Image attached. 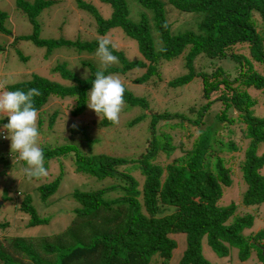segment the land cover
I'll return each instance as SVG.
<instances>
[{
    "label": "trees",
    "instance_id": "1",
    "mask_svg": "<svg viewBox=\"0 0 264 264\" xmlns=\"http://www.w3.org/2000/svg\"><path fill=\"white\" fill-rule=\"evenodd\" d=\"M56 1L33 0L32 4H28L27 1L17 0L18 7L26 13L33 28L32 34L22 38L45 47L47 52L66 46L74 47L80 53H93L101 38L111 30L119 29L125 37L134 41L140 56L128 59L110 44L109 48L118 57L120 66L109 67L105 75L123 74L141 68L144 72L133 81L145 84L153 78L161 79L159 69L163 62L182 57L185 72L170 79L168 85L182 86L197 77L204 103L195 110L194 118L184 113H151L147 144L137 159L127 160L103 153L87 156L76 145L58 147L59 155L73 157L75 172L99 180L114 179V182L101 189H74L71 197L79 205L73 208L69 222L57 233L25 235L15 230L11 234L3 231L9 222L0 221V230L3 231L0 234V264H150L152 261L165 264L177 246L172 235L178 233L185 234V248L177 264H215L202 254L203 237L219 257L228 256L234 248L238 259L245 261L255 250L258 261L264 264V228L244 233L252 227L255 213L246 211L236 214L237 203H219L223 188L232 183V168L227 164L228 159L220 153H234L239 149L233 141L223 140L222 131L226 128L227 135L232 134L229 126L239 122L244 125L242 137L248 140L239 161L241 180L246 186L240 204L257 211L263 209L264 218V174L261 172L264 151L258 153L259 144L264 142V116L254 114L252 106L256 100L250 94L251 90L258 91L264 104V74L255 67V63H264V0H131L132 4L150 12L149 15L142 11L138 20L130 16L127 0H100L111 8L107 18L101 16L91 3L76 0L79 9L88 11L94 17L97 37L90 40L39 38L37 17ZM171 10L187 16L198 14L196 18L190 15L198 22V28L178 33V25L187 16L181 14L184 19H178L181 22L173 24L169 22L171 14L168 13ZM254 13L258 14L260 23ZM6 18L7 14L0 11V32L9 34L5 26ZM236 45L248 49V54L235 52ZM4 50L5 46L0 45V52ZM200 57L210 60L228 58L234 65L233 76L224 69V63L214 64L212 72L196 70V60ZM213 62L211 60V64ZM85 64L89 69L86 78L76 75L64 64L54 68L71 82L68 85L32 73L31 78L10 84L7 88L9 91L38 88L42 94L34 97L37 111L52 94L71 96L75 99L72 115L80 116L90 110V119L97 118L100 125L107 126L111 122L103 117L100 119L86 104L87 93L100 68L92 62ZM124 101L129 106L148 105L144 97L135 96L127 87ZM216 102H220L222 108L213 114L210 109ZM230 109L238 114H228ZM146 114L131 123L142 120ZM172 118H178V124L167 122ZM161 120L167 122L162 125L164 127L197 128L198 136L190 147L184 148L182 141L177 147L171 143V135L157 133L156 124ZM7 121V117L0 120L2 124ZM222 122L226 125H221ZM87 126L84 124L82 128L73 129L84 134ZM176 148L182 149L180 156L165 165L155 162L159 153L169 156ZM131 162L143 176L140 188L131 170L121 168ZM44 167H47V162H44ZM59 180L57 178L37 187L44 205L54 203L50 197L56 192ZM116 189L120 193L110 196V192ZM19 201L17 210L28 215L25 227L49 221L50 217L42 216L32 204L30 194H24ZM23 257L29 262L24 263Z\"/></svg>",
    "mask_w": 264,
    "mask_h": 264
},
{
    "label": "rangeland",
    "instance_id": "2",
    "mask_svg": "<svg viewBox=\"0 0 264 264\" xmlns=\"http://www.w3.org/2000/svg\"><path fill=\"white\" fill-rule=\"evenodd\" d=\"M24 1H27L28 4L33 3V0ZM83 1L91 3L104 18L110 16L111 8L108 4L100 0ZM127 3L129 9H131L130 16L133 19H140L142 11L150 15V12L146 11L144 7H140L135 3L132 4L131 0H127ZM0 11L5 15L7 14L5 26L10 31L9 34L0 32V45L5 46V50L0 52V81L7 82V86L23 79L31 78L32 73L60 84L68 85L71 82L64 79L58 70H54L56 66L64 64L67 69L83 77L89 74L86 62H92L99 67L98 58L95 55L96 51L93 53H80L74 47L60 46L47 52L45 47L37 46L30 39L22 38V36L32 34L33 28L26 13L22 12L18 7L17 0H0ZM168 14H171L169 22L173 24L177 23V21L180 23L184 19V17L180 16L183 13L178 11L171 10ZM183 15L187 16V14ZM190 15L195 18L198 16V14ZM190 15L178 25V33L187 30L195 31L198 28V22L192 20ZM254 16L260 23L258 14L254 13ZM37 21L40 27L39 38L42 39L90 40L97 37L94 17L88 11L79 9L76 0H57L55 4L44 8L39 13ZM103 38L109 39L112 46L114 45L115 49L121 50L128 59L132 60L140 56L134 41L125 37L119 29L111 30ZM236 46L234 48L235 52L248 54V49L242 45ZM211 60L214 61L213 64H211ZM211 60L204 57L198 58L196 60V70L204 69L207 72H212L214 64L221 65L224 63V69L227 73L233 74L234 65L228 61V58ZM115 65L120 66V63ZM255 67L260 73L264 74V63H255ZM159 71L161 79L153 78L148 83L140 85L135 84L133 80L141 76L144 69L135 68L123 74H113L135 96L144 97L148 104L147 107H141L129 106L124 103L119 114L118 124L100 125L99 119H90V110H86L80 116L72 115L71 110L74 108L75 99L71 96L60 97L52 94L46 104L38 110L37 121L40 132L38 144L45 153L44 162H47V167L45 168L48 175L45 177L39 179L28 178L23 173V168L27 165L19 160L18 153L10 151V140L0 138V221L9 222L3 231H8L12 234L15 233V230H20V234L25 235L57 233L69 222L73 208L79 205L71 197L74 189H101L114 182V179L105 178L99 180L92 176L75 172L76 163L73 157H70L69 154L59 155L58 147L67 144L76 145L79 151L87 156L91 153H103L126 158L127 160L137 159L143 154L147 144L151 113L166 111L170 114L184 113L192 118L195 117V110L204 103L200 79L195 77L189 83L178 87L168 85L170 79L185 72L182 67V57L173 59L170 62H163ZM3 90L5 89H0V91ZM250 94L256 100V104L252 106L254 114L264 116V104L260 93L251 90ZM221 108L220 102H216L212 104L210 111L215 114ZM146 112L147 114L142 120L131 123L135 118ZM228 114L236 116L238 113L234 109H230ZM211 120L209 119L208 121ZM167 122L178 124L179 119L172 118ZM167 122L159 121L156 124V131L157 133L164 132L171 135V143L177 147L181 145V141L184 148L190 147L193 139L198 136L197 128L188 126V129L185 130L179 126H162ZM74 124L75 127L81 128L84 124L88 126L84 130V134H79L73 129L75 128L73 127ZM2 125L0 122V126ZM221 125H226V122H222ZM243 126L239 122L231 124L229 128L232 134L230 135H227L228 131L226 128L222 131L223 140L233 141L239 149L234 153L227 151L220 153L228 159L227 164L232 168V171H230L232 183L230 186L223 188V196L219 203L221 205H227L232 201L237 203L236 214H242L246 211L255 213L252 227L244 230V233L250 234L264 228V218L263 209L257 211L252 207L240 204L241 195L246 186L244 181L241 180L239 161L248 142L247 139L242 137ZM188 134H190L189 138L187 137ZM263 151L264 142H261L258 147V153ZM182 153L181 148H176L169 156L161 152L156 157L155 162L165 165ZM121 168L131 170V174L137 179L140 188L143 183V176L140 174L138 167H135L134 163L131 162L121 166ZM261 172L264 174V168ZM57 178L60 179L59 185L56 192L50 197L54 203L44 205L39 197L40 193L37 187L42 183ZM27 193L31 195L32 204L37 211L42 216L50 217L47 223L25 227L28 215L20 212L16 207L19 206V199ZM110 193V196H112L119 194L120 191L116 189ZM3 231L0 230V234ZM172 237L177 242V246L172 251L170 260L165 264H177L185 248V234H173ZM201 247L203 256L215 264H262L258 261L255 250L251 252L247 260L240 261L234 248L230 250L228 256H217L207 244L206 237H203ZM23 259L24 263L29 262L28 258L23 257ZM150 264L157 263L152 261Z\"/></svg>",
    "mask_w": 264,
    "mask_h": 264
},
{
    "label": "clouds",
    "instance_id": "3",
    "mask_svg": "<svg viewBox=\"0 0 264 264\" xmlns=\"http://www.w3.org/2000/svg\"><path fill=\"white\" fill-rule=\"evenodd\" d=\"M110 44L111 41L107 38L98 41L95 55L100 70L95 73L92 87L87 93L86 104L100 119L103 117L113 124H118L119 114L125 103V87L118 77L105 75L109 67L119 63L118 57L109 48ZM6 88L7 82L0 81V89H5L0 91V120L8 118L7 123L0 126V135L3 136L0 138L10 140V151L18 153L19 160L27 165L23 168V173L28 178L45 177L48 172L44 167L43 149L38 144V111L34 107V97L42 93L38 88L27 91H8Z\"/></svg>",
    "mask_w": 264,
    "mask_h": 264
},
{
    "label": "built area",
    "instance_id": "4",
    "mask_svg": "<svg viewBox=\"0 0 264 264\" xmlns=\"http://www.w3.org/2000/svg\"><path fill=\"white\" fill-rule=\"evenodd\" d=\"M2 138H3V136H2Z\"/></svg>",
    "mask_w": 264,
    "mask_h": 264
},
{
    "label": "water",
    "instance_id": "5",
    "mask_svg": "<svg viewBox=\"0 0 264 264\" xmlns=\"http://www.w3.org/2000/svg\"><path fill=\"white\" fill-rule=\"evenodd\" d=\"M0 203H1V201H0Z\"/></svg>",
    "mask_w": 264,
    "mask_h": 264
}]
</instances>
